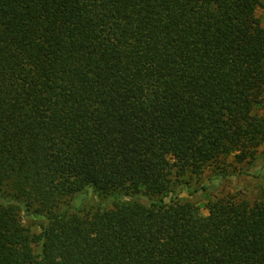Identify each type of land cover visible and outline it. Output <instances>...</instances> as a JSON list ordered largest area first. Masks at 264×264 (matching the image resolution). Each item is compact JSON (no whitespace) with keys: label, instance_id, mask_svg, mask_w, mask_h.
Returning <instances> with one entry per match:
<instances>
[{"label":"trees","instance_id":"trees-1","mask_svg":"<svg viewBox=\"0 0 264 264\" xmlns=\"http://www.w3.org/2000/svg\"><path fill=\"white\" fill-rule=\"evenodd\" d=\"M260 0H0V264H264V201L171 198L264 141ZM92 187L158 197L61 210ZM33 245H40L35 253Z\"/></svg>","mask_w":264,"mask_h":264},{"label":"rangeland","instance_id":"rangeland-1","mask_svg":"<svg viewBox=\"0 0 264 264\" xmlns=\"http://www.w3.org/2000/svg\"><path fill=\"white\" fill-rule=\"evenodd\" d=\"M254 13L260 24L264 26V0H260ZM254 111L264 116V105ZM224 196L237 200L264 201V141L256 148L253 157L238 161L235 154H230L206 166L199 175L185 173L182 177L172 178L171 191L164 200L168 202L171 198H176L180 201H189L201 214H207V202ZM157 198L143 193H125L124 191L102 195L92 187H87L70 197L61 210L69 213L73 211L84 213L98 208H110L115 202L132 201L149 205ZM2 202L17 206L22 223L31 233L41 230V224L46 221L45 217L34 218L26 215L22 204L16 199H11L4 192L0 193V203ZM39 248L40 245H33L35 253L39 252Z\"/></svg>","mask_w":264,"mask_h":264}]
</instances>
